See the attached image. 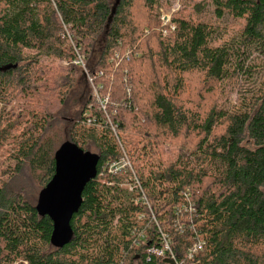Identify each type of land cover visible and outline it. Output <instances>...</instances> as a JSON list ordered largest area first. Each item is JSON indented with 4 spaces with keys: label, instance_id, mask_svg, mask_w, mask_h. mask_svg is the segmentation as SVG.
I'll list each match as a JSON object with an SVG mask.
<instances>
[{
    "label": "trees",
    "instance_id": "obj_1",
    "mask_svg": "<svg viewBox=\"0 0 264 264\" xmlns=\"http://www.w3.org/2000/svg\"><path fill=\"white\" fill-rule=\"evenodd\" d=\"M135 1L0 0V264H264V0L199 2L165 29L159 0H137L141 25ZM217 89L235 102H208ZM58 127L99 161L57 249L37 201L10 188L26 167L46 186ZM186 132L191 147L155 146Z\"/></svg>",
    "mask_w": 264,
    "mask_h": 264
},
{
    "label": "water",
    "instance_id": "obj_2",
    "mask_svg": "<svg viewBox=\"0 0 264 264\" xmlns=\"http://www.w3.org/2000/svg\"><path fill=\"white\" fill-rule=\"evenodd\" d=\"M15 67V65L13 66ZM99 155L65 141L54 152V173L37 198L35 209L52 222L50 244L62 248L73 235L72 216L82 203L86 184L97 174Z\"/></svg>",
    "mask_w": 264,
    "mask_h": 264
},
{
    "label": "rangeland",
    "instance_id": "obj_3",
    "mask_svg": "<svg viewBox=\"0 0 264 264\" xmlns=\"http://www.w3.org/2000/svg\"><path fill=\"white\" fill-rule=\"evenodd\" d=\"M199 2H201V3L208 2V0H159V7H156L153 11L154 18H156V21H159L158 23L160 24V25H158L160 27V28L158 27V29H165L162 26V24H164L165 18H167V20H169V19L172 20L174 16H186L187 14H189L193 11L192 6L195 5L196 3H199ZM131 7H132L134 15L136 16L138 21H140V25L143 24L145 19H146L145 16H146V14H148V12L142 7V4L140 3V1H137V0L135 2H133V5ZM211 11H212L211 6L206 5V7H204V9L202 10V13L205 15L206 13H208V12L210 13ZM96 49H97V46H96ZM95 53H97V52H95ZM25 55L35 56V52L30 51V50L29 51L26 50ZM40 60L42 62H50L51 58L48 59L47 57H42ZM54 64L58 65L60 67H65V62L63 60L56 59ZM86 73H87V71H86ZM82 75H85V77L87 78L85 72L81 73V71H80L75 75V79H79V77H81ZM199 78H201V77L198 74H192L191 76H187L186 79L188 80L187 83H188L190 90L193 89L195 84H197ZM87 80H88V78H87ZM81 82L82 83H80V85L84 86L85 83H84L83 79ZM89 83H90V81L88 80V84ZM76 87H77V84L74 83L73 89L71 90L72 93L68 99H70V98L72 99L73 97L77 96V93L79 91H76L77 90ZM226 97L230 98V100L232 102H235V100H236L235 91L228 90L226 92L225 96H222L220 94V91L217 89L208 102L212 101L217 106L219 104L222 105V101ZM204 99H205V101H207L206 98H204ZM54 104H55V107L52 108V111H56L57 108L59 107L57 102ZM223 105L228 106L229 103L227 101H225V103H223ZM71 106L72 107L70 108L69 113H74V114L80 107L79 103H77V102L73 103ZM74 114H72V115H74ZM59 128L60 127L56 128V129H58L57 130L58 131L57 132L58 137H56L55 141L59 142V143H61V142L63 143L65 141H68V139H67L68 138V129L64 128V129L60 130ZM65 132H66V134H65ZM196 141H197V137H196L195 133L186 132L174 141H171L169 139H159L158 138L155 146L157 149H162V151H167L166 153H168V152H171L172 149H174L178 146L191 147ZM59 143H57V144H59ZM139 145H141V144H139ZM90 152H93L96 154L98 153V151L93 147L91 148ZM167 157L168 156H164L163 159L166 161ZM22 181L24 182L25 186L19 187V185H22L21 184ZM10 189L14 190V191H12L14 193L15 192L18 193L19 191L23 190V191H25L23 194L25 195V197L28 200L36 202L39 191L41 190V187L34 180L31 171H29L28 167H26L24 169V171L21 173V175L19 176L18 180H16L13 183V185Z\"/></svg>",
    "mask_w": 264,
    "mask_h": 264
},
{
    "label": "built area",
    "instance_id": "obj_4",
    "mask_svg": "<svg viewBox=\"0 0 264 264\" xmlns=\"http://www.w3.org/2000/svg\"><path fill=\"white\" fill-rule=\"evenodd\" d=\"M166 19V20H165ZM164 19V24L167 25L169 24L170 22V19L167 20V18ZM163 24V25H164ZM119 56L118 53H115L114 55V58H117ZM126 58H128L127 55H125ZM76 64H79L81 65L83 68H84V63L82 61L81 58H79L78 60L75 61ZM88 80L91 82V79L88 77ZM94 96H96L98 98V95L96 93V90L94 89ZM98 100H100L98 98ZM106 104V99H103V100H100V105H101V109L104 110V105ZM126 162V161H125ZM127 165H129V163L126 162ZM124 165H119L118 163H113L110 165V171H115V170H118L119 168L123 167ZM203 245H204V242L199 239L197 242H195L191 247H189L188 251H187V257L188 259H193L194 257H197V255L202 251L203 249ZM164 248L162 250H158V249H149L150 252H153V253H156L158 255H161L163 253L164 250H169V244L167 241H164ZM176 264H180L178 262H176Z\"/></svg>",
    "mask_w": 264,
    "mask_h": 264
}]
</instances>
